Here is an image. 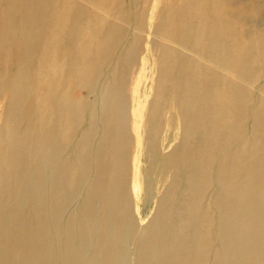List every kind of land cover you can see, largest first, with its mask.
<instances>
[{"label":"bare ground","instance_id":"1","mask_svg":"<svg viewBox=\"0 0 264 264\" xmlns=\"http://www.w3.org/2000/svg\"><path fill=\"white\" fill-rule=\"evenodd\" d=\"M0 264H264V0H0Z\"/></svg>","mask_w":264,"mask_h":264},{"label":"rangeland","instance_id":"2","mask_svg":"<svg viewBox=\"0 0 264 264\" xmlns=\"http://www.w3.org/2000/svg\"><path fill=\"white\" fill-rule=\"evenodd\" d=\"M136 74L138 73V70L135 71ZM84 94V93H83ZM99 90L98 88H95L93 90H91L90 92H88L87 94H85L83 97H82V101H81V105H82V108L84 110L85 113L93 110V109H96L98 107V103H99ZM135 109V108H134ZM176 110V108H174V111ZM173 126H174V122H173ZM172 131H170L169 133H167L168 135H172ZM171 137V136H170ZM175 140V139H174ZM174 140L172 139V142H171V146H174L175 145V142ZM140 202V201H139ZM152 202V201H151ZM141 205V204H140ZM150 205H152L150 203ZM151 214V213H150ZM150 214L148 215V217H145L144 216V213L141 212L140 215H139V221H138V228L140 230L143 231L144 227H146V224H148V221L151 220V216ZM144 216V217H142ZM164 227V226H163Z\"/></svg>","mask_w":264,"mask_h":264}]
</instances>
